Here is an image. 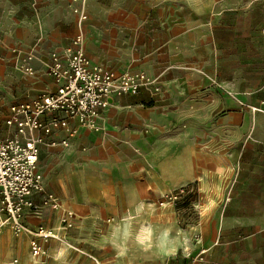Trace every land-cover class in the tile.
Here are the masks:
<instances>
[{
    "label": "crops",
    "instance_id": "obj_1",
    "mask_svg": "<svg viewBox=\"0 0 264 264\" xmlns=\"http://www.w3.org/2000/svg\"><path fill=\"white\" fill-rule=\"evenodd\" d=\"M134 1L147 13L144 19L129 13L133 32L151 29L138 54L135 35L115 46L92 31L90 24L104 21L95 10L77 28L73 8L84 10L81 0H0L8 64L34 55L27 62L33 71L22 78L29 97L55 89L49 55L72 45L78 30L90 60L115 72L143 71L159 88L112 96L97 132L80 128L68 137L57 129L44 136L39 154L49 163L39 168L52 174L51 186L45 179L50 190L43 187L59 209L41 206L34 193L38 208H25L23 223L31 229L48 223L55 232L70 211L71 227L60 240L38 239L44 253L33 255L29 234L1 226L0 264H187L201 250L204 261L195 264H264V57L256 82L247 72L238 84L219 71L216 57L196 53L202 36L196 0L177 7L171 0ZM182 187L193 194L188 206L160 204Z\"/></svg>",
    "mask_w": 264,
    "mask_h": 264
},
{
    "label": "built area",
    "instance_id": "obj_2",
    "mask_svg": "<svg viewBox=\"0 0 264 264\" xmlns=\"http://www.w3.org/2000/svg\"><path fill=\"white\" fill-rule=\"evenodd\" d=\"M73 9L81 24L87 18L85 10L81 7ZM71 44L61 53L51 52L46 63L47 75L53 80L55 89L40 92L30 100L10 104L4 125L12 128V132L0 133V227L8 226L17 235L29 234L33 255L40 251L44 253L39 248L38 239L58 238L53 229L42 226L31 229L23 223L24 209L38 208L31 198L34 193L41 194V206L59 209L57 197L44 190L42 174L37 168L44 136L57 129L65 131L68 137L75 136L80 128L97 132L101 129L98 122L101 110L108 106L112 96L134 94L148 86H152L153 92L159 90L143 71L115 72L90 60L84 53L81 30L74 35ZM33 57V52L25 54L26 63L20 65L25 73L33 71L27 63ZM71 121L75 122L74 126L70 125ZM67 141L65 138L59 143L66 146ZM49 143L53 145L56 142ZM187 190L182 187L165 194L160 204L178 202L188 194ZM71 217L72 213L66 211L60 218V224L64 228L71 227ZM204 252L201 250L194 256L188 255L187 264L204 261ZM207 264L216 263L207 261Z\"/></svg>",
    "mask_w": 264,
    "mask_h": 264
},
{
    "label": "rangeland",
    "instance_id": "obj_3",
    "mask_svg": "<svg viewBox=\"0 0 264 264\" xmlns=\"http://www.w3.org/2000/svg\"><path fill=\"white\" fill-rule=\"evenodd\" d=\"M84 4L87 18L81 22L82 25L90 23V11L95 10V14L99 18H103V22L90 24L92 31L117 46V39L122 41L132 38L135 35L136 49L133 54H138L140 44L150 35L145 31L133 32L131 26L134 21L129 18V13L145 18L146 8L140 4H136L134 0H81ZM84 2V3H83ZM174 6L182 4L181 0H171ZM158 9V8H155ZM122 11L121 13H119ZM153 12L149 9V15ZM196 13H198V27L200 29L201 38L200 45L196 47V53L199 57L211 56L216 57L220 61L219 71L222 73H231L236 83H241L242 75L249 72L253 82H256V71L258 59L264 57V0H196ZM75 20L77 27L78 15ZM94 21V20H93ZM151 27V24L147 25ZM78 28V27H77ZM77 32V31H76ZM69 34L68 43L71 40L73 31ZM212 40L214 46L208 49V42ZM199 42V41H198ZM196 42L197 44H199ZM4 43H7L0 33V133H11L12 128L5 127L4 117L10 104L20 101L30 100L27 93H24L23 76L26 74L20 68V62L12 65L8 64L4 51L1 49ZM123 46V44H121ZM124 47V46H123ZM122 54L126 52L122 49ZM209 52V53H208ZM228 63H225V62ZM230 62V63H229ZM42 156V158H41ZM45 153L40 151L37 168L43 174V169L39 168L48 165V159H44ZM43 178V186L50 190L45 184V179L51 186L52 174L45 172ZM190 191L187 190V193ZM57 194V193H56ZM59 197V196H58ZM177 203V202H174ZM48 208V207H47ZM48 223H44L42 227H48ZM70 228V227H69ZM62 225L57 227V239H62L60 235L65 229Z\"/></svg>",
    "mask_w": 264,
    "mask_h": 264
},
{
    "label": "trees",
    "instance_id": "obj_4",
    "mask_svg": "<svg viewBox=\"0 0 264 264\" xmlns=\"http://www.w3.org/2000/svg\"><path fill=\"white\" fill-rule=\"evenodd\" d=\"M193 197V194L191 192H189L186 196H184L182 199H180L179 202H183V203H178V205L176 207H186L188 206L189 200H191V198Z\"/></svg>",
    "mask_w": 264,
    "mask_h": 264
}]
</instances>
